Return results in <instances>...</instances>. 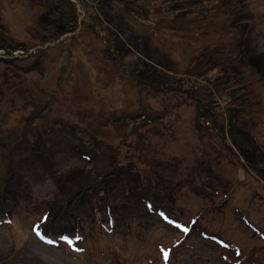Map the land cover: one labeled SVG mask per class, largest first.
I'll list each match as a JSON object with an SVG mask.
<instances>
[{
  "label": "rangeland",
  "instance_id": "1",
  "mask_svg": "<svg viewBox=\"0 0 264 264\" xmlns=\"http://www.w3.org/2000/svg\"><path fill=\"white\" fill-rule=\"evenodd\" d=\"M65 2L0 0V264H264V0ZM116 165L146 186L111 182L102 227L77 184Z\"/></svg>",
  "mask_w": 264,
  "mask_h": 264
},
{
  "label": "trees",
  "instance_id": "2",
  "mask_svg": "<svg viewBox=\"0 0 264 264\" xmlns=\"http://www.w3.org/2000/svg\"><path fill=\"white\" fill-rule=\"evenodd\" d=\"M65 1L66 0H58V5L63 6L64 3H66ZM108 1L109 0H96V2L104 3L102 6V7H104L102 12H103V15L105 16L106 20L108 22L115 24L118 21V15H120V17L122 18L123 14H117L116 12H115V14H113L112 10L109 9L107 6V4L109 3ZM219 1L222 2L223 0H219ZM105 8H106V10H105ZM125 9L130 16L137 15L136 10L134 8H131L127 2H125ZM60 16H63V13L60 14ZM75 19L77 20L78 18L76 17ZM76 20H73V22ZM125 21H126V19H125ZM123 23H124V20H123L122 24ZM69 31H71V29L67 30V28H63L60 30L59 34L60 35L65 34V33H68ZM124 32L126 33V31H124ZM126 39L127 40L124 41V38L120 37V35H117L116 38H114L116 48H117V46L119 48L121 47V50L124 49L126 52L127 51L129 52L131 49H135L138 52L137 57H141L145 66L147 67L148 65H150L152 62L151 58H149L146 51H143V50L138 48L137 43L134 41V39L130 33H127ZM2 46L8 47V46H12V45L6 44V45H2ZM12 48L14 49V46H12ZM108 49L110 50L111 53H117L116 49H114L113 47L112 48L108 47ZM248 62L254 68V70L256 72L262 73V68H264V66H263V63L261 62V60H259V62H257L256 60L249 58ZM141 74H142L141 70L138 71V75H141ZM238 111H240V109ZM198 114L200 116L206 117V119H210L211 121H215L214 113L212 111H210L209 108L205 104L200 105V108L198 109ZM238 116H239V114H237V111L225 114V123L224 124L226 125V127L228 128L229 132L232 135H233V133H235L234 138H236L238 136V134H236L239 130V129H237L238 125L236 124L238 122L237 121ZM220 128H222V127H220ZM234 130H235V132H234ZM240 132H241V130H240ZM246 153L247 152L244 153L245 156H246ZM81 156H82V158L90 159L89 155L86 153H81ZM123 169L127 170V171L125 173H122ZM140 174L141 173L136 172L131 167H129V169H127V168H122L121 165H116V166H113L111 170L110 169L107 170V172H105L99 178L97 177L95 181L91 180L90 177H86L85 179H83L82 181H80L77 184L78 187L82 186V188L78 191H81V192L84 191V193H82V194H81V192L79 193V194H81L80 195L81 197L79 198V200L81 202H83L85 200H90L92 217H94L95 220H96V218H99L98 222L101 223L100 225L102 227L104 226L105 222L108 220L112 221L111 224H113L114 219H113V216L110 214L112 212V211H110V208L112 205V201H111L112 189H111V187H113V184H111V182H113L115 179H117V177L122 176V175H124V176L128 175V176H130V178H132L133 175H136V177L139 176L140 179H139V182L136 184L137 186L131 185L133 178L130 179V183H129L130 184L129 189L131 191L130 194L134 193L136 195V193H135V191L137 192L136 188L139 187L140 184H142V181H141L142 176ZM136 181H138V180L136 179ZM145 183H146V181L142 185L146 186ZM77 193L78 192H76V194ZM78 205L79 204L76 205V209H77ZM100 205H103V207H101L103 209V211H101ZM146 206L148 207L147 210L150 211L151 213H154L155 215H156V213L157 214L159 213L157 210H155L150 205L147 204ZM104 211L107 214L106 218H105V222H103L100 219V216L102 215V213H104ZM163 212H165V211L163 210ZM172 217H170L169 219H167L166 217H164V218L159 217V219H161V221H163L165 224H169ZM50 218L51 217L49 216V213H45V215L42 217V219L35 226L34 233H35V236L38 237L39 240H41L43 243H46V244H52V243H55L56 241H59L61 239H63L64 241H66L68 243H73V244L77 243V240H78L77 238L80 237L79 233L71 234V232L74 230L73 226H72V228H70V227L66 228V226L69 225V223H70V225H73V224H71L70 221H73V218H75V217H70L69 220L63 221L62 224L57 223L55 219L50 221Z\"/></svg>",
  "mask_w": 264,
  "mask_h": 264
}]
</instances>
